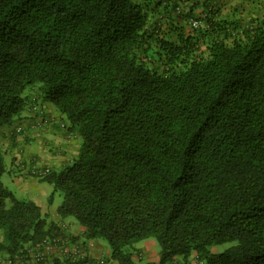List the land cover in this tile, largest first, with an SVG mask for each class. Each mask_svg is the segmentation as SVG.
Instances as JSON below:
<instances>
[{"label":"trees","instance_id":"trees-1","mask_svg":"<svg viewBox=\"0 0 264 264\" xmlns=\"http://www.w3.org/2000/svg\"><path fill=\"white\" fill-rule=\"evenodd\" d=\"M219 1L0 0V127L18 121L6 131L19 136L28 111L33 126L78 139L70 164L21 168L117 264L140 261L130 247L147 238L158 258L141 264H264V13L242 16L257 0ZM74 233L0 179L6 264L46 236L76 243ZM61 261L88 257L47 264Z\"/></svg>","mask_w":264,"mask_h":264},{"label":"crops","instance_id":"crops-1","mask_svg":"<svg viewBox=\"0 0 264 264\" xmlns=\"http://www.w3.org/2000/svg\"><path fill=\"white\" fill-rule=\"evenodd\" d=\"M225 2V0H223ZM231 0H227V5L230 4ZM222 0L219 1L221 3ZM229 3V4H228ZM204 8L202 9V6L197 7L195 11L203 12ZM43 106L46 109L47 112H50L51 116H55L54 112L51 110V106L43 101ZM34 118L31 116L30 112L25 111L24 114L21 115V124L24 126V131L22 134L16 137H9L7 136L8 131H6L3 127H0V146L7 147L9 145H17L22 152H25L27 157L29 158V162L34 161V163H38L41 161H47L50 159H47L44 155H42L41 151L46 149L48 151V155L50 156L52 154V150L54 149V154L57 157H60L57 161L56 156L52 155V157H55L54 164L58 165L60 167H63L66 165V162L72 159L74 154L76 153V149L78 147V139L75 138H69L67 135H65L62 131L60 133L55 132L56 125L50 122H44L43 125L35 127L33 126ZM38 120V118H37ZM53 148V149H52ZM56 149V150H55ZM16 157H13L12 160H10L11 164H13ZM20 162V161H19ZM24 162V161H23ZM61 163V164H60ZM43 164H48L44 162ZM22 164L20 163L18 166V169H21ZM40 166V165H38ZM41 166H48L51 169L52 165H41ZM26 170L23 171V175H21V180L18 178L17 182V188L20 189L24 194H28L29 199H32L35 201L39 206L41 213L45 215L48 222H55L59 223L60 220L66 221L69 223V229L70 232H75L74 235H77V242H82L84 240V246H85V254L88 257V262L92 261H98V262H105V264H113V262L106 258L103 255V250L105 249V245L96 239H84L82 235V229L78 225H73L72 222L64 219H60L56 214V207L54 209L49 208L48 201L46 194L44 193L42 198H40V193L43 189H40L36 186V181L38 179L30 176L29 174L25 173ZM28 177H31L30 179ZM33 179V180H32ZM9 189V188H8ZM13 192V191H12ZM46 196V198H45ZM149 244L145 242L142 246L143 249H145L146 246ZM155 261L157 260V257H154ZM28 264L32 261H27ZM87 262V263H88ZM85 263V264H87ZM57 264H65L64 262H59ZM91 264V263H89ZM104 264V263H103Z\"/></svg>","mask_w":264,"mask_h":264},{"label":"rangeland","instance_id":"rangeland-1","mask_svg":"<svg viewBox=\"0 0 264 264\" xmlns=\"http://www.w3.org/2000/svg\"><path fill=\"white\" fill-rule=\"evenodd\" d=\"M223 1V0H222ZM237 0H231L230 4H234ZM240 0H238L239 2ZM258 4L256 7L254 6V9H250L252 7V4L249 3V5H246V11H251L249 15H246L245 13L242 15L244 18H249L250 15L253 16V14L255 15H260V13H264V0H257ZM261 3V4H260ZM229 4V5H230ZM183 7H181L180 9L183 10V12H186L187 10V3H183ZM227 8V7H226ZM225 8H223L222 10H224ZM245 11V9H244ZM243 11V12H244ZM225 12V10H224ZM200 15V13L198 11H196V15ZM178 21L180 22V24L185 25V30L188 31L190 30V26L188 22H184L181 21L180 19H178ZM27 90V89H26ZM25 90V91H26ZM52 108L54 109V113L56 114V122L57 124H59V119H63L64 117L62 115H60V113L58 112V110L51 104L49 103ZM60 117V118H59ZM38 120L40 121V118H38ZM18 121H14L11 124H3L2 127L5 130H10L15 128L18 125ZM41 125H43V122L40 123ZM40 125V126H41ZM55 132L56 133H60V128L59 127H55ZM0 149L2 151V155H3V162H4V167L5 170L3 172V174L1 175V183L3 184V186L9 188L11 191H13V194L16 198L18 199H29L28 194H24V192H22L20 189L17 188V182H18V178L21 177V175L19 173H21L23 175V169H18V166L20 163H24L25 167H27L28 163H29V158L27 157L25 152H22L20 150V148L17 145H9L7 147H2L0 146ZM53 149V148H52ZM56 150V149H55ZM42 155H44L47 159V161H41L38 163H35L34 165H40V167H42L41 165H52L53 169H59L60 166L55 165L54 161H55V157H52V155L56 156L54 154V149L52 150V154L49 156L47 153L48 151L46 149H44L43 151H41ZM13 157H16L15 160L13 161L14 163L11 164L10 160H12ZM57 161L60 157H57ZM20 161V162H19ZM24 161V162H23ZM44 162L48 163V164H43ZM71 160H69L68 162H66V164H70ZM61 164V163H60ZM22 178V177H21ZM20 178V180H21ZM29 179L31 177H28ZM33 180V179H32ZM36 186L39 187L40 189H43L42 192L40 193V198H42L43 194L45 193L46 196H48L50 194V192L52 191V185L47 183L46 181H41V180H37L36 181ZM45 196V198H46ZM62 200V196L59 192L54 193V195L51 198V202L48 203L49 208L54 209L57 205H59V203ZM66 220L72 222L73 225H79L78 222L76 221V219L72 216H68L66 218ZM100 242H102L105 245V249L103 250V255L106 258H109V247L108 244L106 243L105 240L103 239H98ZM147 242L149 245L145 247V249L142 248L143 244ZM69 245H71L70 242H68ZM76 244L82 248L79 244V242H76ZM229 245V243H223V244H218V245H212L210 247L211 251L213 252H220L223 249H225L227 246ZM136 249L140 250V255H138L140 257V261L134 259V262L136 264H141L147 261H155L154 257L158 258V252H159V247L157 245V243L152 239V238H147V239H143L137 243H134L133 246L130 247V250L132 252H134ZM133 254V255H134ZM63 260V259H62ZM112 261V260H111ZM113 264H117L115 261H112ZM0 264H6L5 261L2 259L1 255H0Z\"/></svg>","mask_w":264,"mask_h":264},{"label":"built area","instance_id":"built-area-1","mask_svg":"<svg viewBox=\"0 0 264 264\" xmlns=\"http://www.w3.org/2000/svg\"><path fill=\"white\" fill-rule=\"evenodd\" d=\"M192 27L197 26V21L190 20ZM20 129V128H17ZM47 168L40 170L34 168L31 170L33 174H45ZM68 239L61 238L60 236H46L42 240L37 241L27 247H24L20 252L15 255L12 264H28L27 261L31 260L37 264H47L54 257L68 259L69 261H76L85 257V253L76 243L69 245ZM99 263H102L99 262ZM93 264V262L91 263Z\"/></svg>","mask_w":264,"mask_h":264},{"label":"clouds","instance_id":"clouds-1","mask_svg":"<svg viewBox=\"0 0 264 264\" xmlns=\"http://www.w3.org/2000/svg\"><path fill=\"white\" fill-rule=\"evenodd\" d=\"M190 20H192V19H190ZM190 20H189V22H188L189 24H190ZM194 20H195V19H194Z\"/></svg>","mask_w":264,"mask_h":264}]
</instances>
